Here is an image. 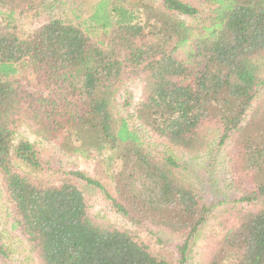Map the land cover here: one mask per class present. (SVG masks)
<instances>
[{"label":"trees","instance_id":"16d2710c","mask_svg":"<svg viewBox=\"0 0 264 264\" xmlns=\"http://www.w3.org/2000/svg\"><path fill=\"white\" fill-rule=\"evenodd\" d=\"M42 1L0 0L6 232L38 264H172L137 237L90 218L70 179L46 186L19 171L15 161L44 169L34 145L14 142L24 125L82 158L92 147L107 150L116 196L81 173L65 176L98 188L132 227L176 238L174 264H187L189 242L209 208L172 156L144 149L135 122L188 154L206 146L213 125L219 145L227 144L243 207L220 218L205 264H264V0H203V11L181 0H97L87 16L85 0H66L68 13L49 15L19 35L16 17L38 15ZM129 83L142 91L135 104ZM119 93L126 118L114 113ZM9 258L0 240V264Z\"/></svg>","mask_w":264,"mask_h":264},{"label":"rangeland","instance_id":"374dc122","mask_svg":"<svg viewBox=\"0 0 264 264\" xmlns=\"http://www.w3.org/2000/svg\"><path fill=\"white\" fill-rule=\"evenodd\" d=\"M64 1L66 0H44L39 7L40 12L38 15L32 11L17 16L15 31L19 35H22V32L28 33L42 19L49 18L55 13L56 15L68 13L69 6ZM96 1L85 0L87 4L85 16L89 14L88 10L92 8V4ZM181 1L193 8L204 10L203 0ZM180 18L188 25L197 24L198 21L197 18L189 16H180ZM127 89H131V102L135 104L142 94L140 86L134 87V84L129 83ZM263 97L264 92L261 95V98ZM120 105L119 93L113 101L114 113L119 118H126V113ZM135 124L144 149L152 155L169 154L172 156L182 167L180 170L181 176L195 189L196 193L201 196L202 203L209 208L206 220L190 240L186 252L187 264H205L217 241L214 227L218 224L220 218L226 215V211L230 209L238 210L243 207V204L237 202L240 196V192L236 189L238 180L236 179V170L228 158L227 144L219 145L221 135L219 129L210 125L206 132L208 134L206 146L195 154H188L180 149L171 148L170 150L163 141L151 136L145 128H141L136 122ZM20 141H27L36 147L43 161L42 166L44 169L33 171L24 164L15 161L14 165L19 171L30 175L46 186L57 187L64 180L70 179L85 198L90 218L99 224H110L119 231L137 237L149 246L152 253L158 254L159 257L172 264L175 263L178 256L176 246L180 243L176 238L151 226L145 228L132 227L112 210L104 194L98 188L81 179L65 176V173L69 172L81 173L84 177L98 183L105 192L116 196L115 184L110 176L112 163L108 159L107 150L100 152L92 147L89 150L88 157L82 158L41 140L24 125L16 129L14 142L16 144ZM7 208V199L0 187V240L10 254L9 261L3 264H38V261L24 247L23 242L18 237L14 238L6 232L5 214Z\"/></svg>","mask_w":264,"mask_h":264}]
</instances>
